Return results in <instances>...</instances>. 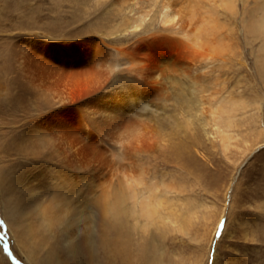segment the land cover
Wrapping results in <instances>:
<instances>
[{"label":"rangeland","instance_id":"obj_1","mask_svg":"<svg viewBox=\"0 0 264 264\" xmlns=\"http://www.w3.org/2000/svg\"><path fill=\"white\" fill-rule=\"evenodd\" d=\"M152 1L154 0H0V145L8 144L3 145L4 148L0 147V168L3 165L2 169H5L1 170L3 173L0 172V194L3 196L0 195V252L3 254H0V264H32L27 261L19 243L24 226L26 234L30 233L32 238L29 248L47 249L50 243L57 242V252L65 254L66 249H74L81 242H86L84 246L87 247V239L90 240L93 245L90 248L94 249L91 264H123L117 252V249L121 250L123 247L130 252V264H212L213 261L216 264H264V33L257 32L258 27L264 25V14L254 11V7L264 0H234L232 9L222 6L215 8L213 2L201 3L202 7L196 9V18L200 19L202 14H212L219 22L216 35L222 37L226 46L222 50L210 47V43L212 47L216 43L214 33L209 37L208 45L204 40L200 50L195 48L202 52L210 49L209 59L200 62L191 61L187 57L190 64L196 63L193 65L195 73L204 77L203 80L197 79L198 83H194L192 74L186 75L182 70L170 69V74L167 73L159 84H152L157 92L154 96H149L150 100L145 101L144 108H138L139 111L136 109V113L135 108L128 111H131L128 114L130 122L135 121L134 124L139 125L140 128H137L142 131V137L137 139V134L132 132L129 140L124 139L122 145L116 144L117 139L106 126H99L97 122L101 118L93 110L79 107L68 111L45 90H38L35 84L31 85L26 74L31 73L30 70L22 67L19 62L23 55L25 65L24 50L30 52L36 49L43 53V47H50L57 39L73 43L70 48H62L66 53L79 50L80 44L84 42V46L87 41L96 40L95 37L103 33L108 46L141 43L147 35L152 37L151 30L161 27L159 20H156L159 18H155L158 2L152 4ZM207 9H210L209 13H205ZM138 16L143 18L138 30H121L122 21L126 18L136 19ZM252 18L255 22L251 21ZM142 44L144 45V41ZM93 56H96L95 52ZM82 58H77V62L82 61ZM90 69L80 72L81 76L77 77L80 88L76 98L85 97L86 92L92 93L90 89L95 90L94 87L98 90L105 86L109 89L106 93L110 96L115 86L137 81L134 73L115 67L113 61L104 65L96 63ZM103 76L108 78L104 80ZM113 81L115 85L112 84ZM203 83L207 86V90L202 91L204 94L199 90ZM85 86L88 89L83 91ZM191 88L195 91L192 92ZM231 97L236 100L235 104L229 100ZM56 109L62 110L66 116L75 114L78 117L79 126H83L87 133L90 132L89 135H84L92 137V145L103 151L105 161L113 155L123 156L121 161L127 168L128 164L133 167L140 164L144 167L138 191L144 196L159 194L161 207L156 223L143 228L145 220L137 213L133 217L135 213L131 214L130 211L127 224L120 234L109 227L110 218L100 213L96 201L102 191L120 189V171L123 167L118 168L120 171L115 170V167L99 160L96 165L93 163L90 171L74 169L73 174H88L86 181L89 180L91 186L87 188L88 181H84L81 193L79 191L77 200L71 207L70 214L74 218L70 215L69 220H66L68 225L54 226L52 234H49L48 245L38 247L37 236H32L29 228L32 210L48 198V188L52 182L50 177L54 174L55 167L61 168L63 164L52 156L47 143L40 144L28 139L33 127L31 125L37 121H49L58 112ZM44 113L49 114L46 117ZM213 114L215 119L211 118ZM37 148L42 150L38 151ZM31 152L35 155L30 154ZM112 170L115 174L110 172ZM9 177L10 185H16L14 189L10 185L7 187ZM2 186L4 190L1 189ZM146 186L153 189L148 191ZM46 192L48 195H44ZM16 197H19L20 202H26L22 204ZM71 231H76V237L70 236ZM104 241L108 243L103 245ZM143 249L151 252L150 259L144 257ZM43 256V251L39 252L40 263ZM34 262L33 264H37Z\"/></svg>","mask_w":264,"mask_h":264},{"label":"bare ground","instance_id":"obj_2","mask_svg":"<svg viewBox=\"0 0 264 264\" xmlns=\"http://www.w3.org/2000/svg\"><path fill=\"white\" fill-rule=\"evenodd\" d=\"M185 1H183V2H182V0H180V1L179 0L178 1L177 0H160V1L154 0V1H152L153 2L152 4H156L158 2V7H155V8H158L157 16L155 17V15H154V17L159 18L156 20H159L158 22L160 23L161 27H157L156 29L151 30L153 33V34H151L152 37L148 36V35H147V37L144 36L145 38H143L141 43L137 42V44L134 43L133 45L132 44L131 45L119 44L117 46H110V45L108 46V43L105 41V38H103L106 35H104V33H103L98 37L96 36L95 37L96 40L87 41L88 43L84 46L82 45L84 42L82 44H80L81 48L79 50H77V51L73 50L72 53L71 52L66 53V52H64V49H62V48L64 46H65V48H70V47H72L73 43L70 42V40L57 39L53 43L50 44V47L46 48L47 47L46 45L43 47V49L45 48V50H42V51H44L45 53L44 52L43 53L37 52L36 49L31 50L30 52H28L27 50H24L25 55H24L23 59L25 60V65H24V62L22 60L23 55L21 56L19 62H20L22 67L30 70L31 73H26V74L29 78V81L31 82V85L35 84L34 86L39 88L38 90H41V89H42V91L45 90V92H47L56 103H59V105H63V107L65 106L64 109L66 108L68 111H70V110H76V109H72V108H78L79 109V107H81L80 109H82L84 107L85 109H89V111L93 110V112L96 115L99 114V116H100L99 119L100 118L101 119L97 123L99 124V126L100 125H103L104 127L106 126L108 128L109 132H112V135L115 138V140L117 139L115 141L116 144L122 145L124 143V139H128L130 137L129 135L132 134V132H135V135L137 134L136 138L140 139L142 137L140 132H142V131H140L138 129V128H140V127H138L139 125L137 126V124H134L135 121H134V123L130 122V119H129L130 117L128 114L131 111L130 112H128V111L131 108H135V110L134 109L133 110L136 113V109L144 108V106L146 105L145 101L150 100L149 96L152 94L154 96V94H156V92H157L156 89L152 88L151 85L152 84H155V85L159 84L158 82L167 75V73H168V71H170V69H179V71L182 70L186 75L192 74V76H191L192 79L193 80L195 79L194 83L195 84L198 83L197 79H198V81L203 80L204 77L201 78L200 75L195 73V69L193 68L194 67L193 65H195L196 63L193 64V62H192V64H190V62L192 60L193 61L199 60L200 62L205 61L211 57V54H210V49H208L207 52H202V51L195 50V48L196 49L199 48V50H200V48L202 47V45H201L202 41H204V40H205L204 43L208 45L209 44V37L211 36V34H214V33L215 34L213 35V38L215 39V42H216L215 45L216 46L213 45V47H212V45L210 43V47L215 49V50H217V49L222 50L226 46L223 43V41L221 40L222 37H219L218 35H216L217 28H219V24H218L219 22L217 21V19H215L213 16H211L212 14H209V15L206 14L204 16L202 14V17L200 19H198V18H196V11H197L196 9L202 7V5H201L202 2H213V4L215 5V8L222 6L223 8L232 9V8H234V0H188L187 2H185ZM151 6H153V5H151ZM199 10H201V9H199ZM209 10L210 9H207L205 11V13L207 11L209 13ZM254 11H256V13H260L263 15L264 14V1L262 3L257 4L256 7H254ZM138 17L136 19H131V20H128L126 18L125 21H122L123 25L121 26V30H123L124 32L136 30L139 27V25L140 26L142 25L141 22L143 20V18H142L143 16L139 17V18ZM263 17H264V15H263ZM254 20H253V18L251 19V21L255 22ZM259 22H262V21H259ZM259 31L264 33V25L258 27L257 32H259ZM52 36H54V35H52ZM85 38H87V37H85ZM214 39H212V43H214ZM39 40H40V38H39ZM137 40H139V38ZM143 41H144V45L142 44ZM210 42H211V40H210ZM135 45H137V46H135ZM35 46H36V44H35ZM37 49H39V48H37ZM94 52L96 55L95 57L93 56ZM181 52H182V54H181ZM79 57H83L82 61L77 62V58H79ZM187 57L191 61L188 60ZM110 61H113V65L115 67L124 68V70H126L127 73H134L137 76L136 77L137 81H134L133 84L126 83L127 85H122L120 87H117L118 85L115 86L111 92L109 91L111 93L110 96H108V94L106 93V91L109 89H107L106 86L102 87V85H101L100 87H102V89L99 88L100 90L99 89L96 90V87H94L95 90L90 89L92 91V93L86 92L87 95L85 97H83L82 95H78V96H82L83 98L82 97L76 98V93H79L77 91L80 88L79 87V80L77 77H80L81 76L80 74L82 72H85L87 69L89 70L90 67L96 63H98V64L102 63L104 65L107 62L110 63ZM196 67L198 70V66H196ZM92 69H90V70H92ZM206 69H208V68H206ZM175 71L176 70H174V72ZM89 72L91 73V71H89ZM94 72H95V70H94ZM204 72H206V71H204ZM77 73L79 74V76H77L78 75ZM201 73H202V71H201ZM168 74H170V73H168ZM96 75L97 74H95V76ZM214 75H216V74H214ZM206 76H208V75H206ZM172 77H173V75H172ZM263 77H264V73H263ZM104 78L105 77L103 76V79ZM106 78H108V77H106ZM106 78L104 80H106ZM192 79H191L190 83H192V81H193ZM205 79H207V77ZM83 80H84V78H83ZM118 80H116V81H118ZM125 80H127V79H125ZM188 80H190V79H188ZM213 80H214V78H213ZM122 83L125 84L124 82H122ZM97 84H99V81ZM112 84L115 85L116 83L114 82ZM203 84H202V86L200 85V87H199V90L201 92L207 90L206 89L207 86L205 84L204 85ZM214 84H216V83H214ZM104 85H105V83H104ZM186 86H187V84H186ZM83 89H84V87H83ZM86 89H88V88L86 87L83 91H86ZM193 89H195V87ZM191 90H192V88H191ZM80 91H82V90H80ZM91 91H89V92H91ZM193 91H195V90H192V92ZM195 94H197V91ZM202 94H204V93L202 92ZM189 95H192V94H189ZM192 96H195V95H192ZM48 99L49 98H47V100ZM185 99H187V98L185 97ZM232 99H234V98H232V97H231V99L229 98V100H232ZM221 101H222V99H221ZM216 102H218V101H216ZM235 103H236V100H232V104H235ZM218 106H219V104H218ZM51 109H53V108H51ZM206 110H207V108H206ZM61 111L56 112L52 117H50L49 121H47V120H45V122H38L37 121L36 123H34V125H31L33 127L31 130V133H30V138L28 139V140H31V142L35 141V142H38L40 144L47 143L48 146L50 147L52 156L58 160V161L56 160L57 162H61V164H63V165H61V168L55 167V169H54L55 172L50 177V180H52V182L48 188V194L49 195L47 194V192L45 194L42 193L44 195L47 194L48 198L46 199V197H47L46 196L45 197L46 200L41 202V203L38 202L39 204L36 205L35 208L33 207L34 209L32 210V215H31L32 218H31L30 223H29L30 224L29 228H31L32 236H37L36 240L39 243L38 247H46L48 245V240L50 238L49 234L53 231L52 229L54 228V226L60 227L61 224L68 225L66 220L71 215L70 214L71 207H73V204L77 200L76 199L78 196L77 194H79V191L82 190V184H84V181L86 183L88 181L87 188H89L91 186V185H89L90 184L89 180L86 181V179H87L86 176L88 175V174H86L87 172L85 173L86 175L73 174L75 172L74 169L78 168V169H82L83 171H88V170L90 171V169L93 166V163H94V165H96L97 161H99V160H102V162L104 164L106 163V164H109V165L115 167V170H117L120 167H123L121 171L118 169L121 172L120 173L121 174V181H120L121 187H120V189H118L117 191H113L112 189L104 190L101 192V194H99V197L96 201L100 213L103 214V216L110 218V220L108 219L110 221L108 223L109 227L111 229H113L115 232H119V234H120L121 231L123 230V227L127 224V216L130 215L129 214L130 211H131V214L135 213L133 217H135V215L137 213L141 216V218H143L145 220L143 228L147 227L151 224L156 223V221L159 219V216H160L159 210L161 207V200L158 199L159 194L154 193V195L144 196V194L140 193L141 191H138V187L140 186L142 179H143V174H144L143 168L144 167L142 168V166L140 164H137L136 167H133L132 165L128 164V168H127L124 165V163L121 161L123 159V156L119 157V156L113 155V157H112L110 155L112 158L109 156L111 159H108L107 161H105V159H104L105 154L103 153V151L100 148H96L97 146L96 147L93 146L94 144L92 145V143H94L93 142L94 140L92 139V137L89 136L90 138H88V136L84 135V133H87V132L85 129H84L85 131L83 130V128H82L83 126H79V122H77L78 117H76L75 114H70L69 116H66ZM85 111H87V110H85ZM138 111H139V109H138ZM218 111H220V110L218 109ZM73 112H75V111H73ZM73 112H70V113H73ZM64 113L66 114V112H64ZM47 114H49V113H47ZM47 114H45L46 117H47ZM131 114L133 115V113H131ZM135 115L136 114H134V117H135ZM214 117H215V115L211 118L215 119ZM136 120L139 121L138 119H136ZM231 121H233V120H231ZM234 121H235V119H234ZM90 122H92V121H90ZM80 124H81V122H80ZM226 125L228 126V124H226ZM103 126H100V127L102 128ZM87 129H89V128H87ZM93 129H95V128H93ZM145 129H147V128H145ZM230 129H231V127H230ZM88 131H90V129ZM100 131H102V130H100ZM237 131H239V130H237ZM89 133H87V134L89 135ZM107 134H109V133H107ZM97 139H99V138L97 137ZM132 139H133V137H132ZM260 140L261 139L259 138L258 141L260 142ZM224 141H226V140H224ZM6 144L2 143V145H0V147L1 146L3 147V145L5 146ZM47 144H46V146H47ZM26 146H28V145H26ZM28 149H29V147H28ZM47 149L49 150V148H47ZM131 149H132V147H131ZM32 150H30V151H32ZM39 150L40 149H38V151ZM27 152L29 153V151H27ZM32 152H34V150ZM32 152L30 154H32ZM49 156H50V154H49ZM53 159H51V160H53ZM130 162H133V161H130ZM57 166H58V164H57ZM2 168H3V165H2ZM2 168H0L1 173H3L1 170H5ZM41 168H43V167H41ZM147 168H148V166H147ZM47 171H49V169ZM110 172L113 174L114 170H112ZM98 173H99V171H98ZM46 174H47V172H46ZM92 174H94V173H92ZM108 174L109 173H107V175ZM48 176H46V177H48ZM98 176H99V174H98ZM112 177H113V175H112ZM154 177H153V179L155 180ZM11 178H13V177H11ZM21 179H19V180H21ZM8 180H11L10 177H9V179H7V181ZM12 180L14 181V179H12ZM30 181H31V179H30ZM41 181H43V180H41ZM47 181H49V180H47ZM31 182H33V181H31ZM159 182H162V181H159ZM35 183H34V185H35ZM10 184L11 183L9 182L8 185L7 184H5V185H7V187H8ZM15 184H17V183H15ZM156 184H157V181H156ZM37 185H39V184H37ZM14 186H16V185H14ZM43 186H45V185L43 184ZM107 186H109V185H107ZM45 187H43V188H45ZM4 188L6 189L5 186H4ZM99 188L97 191H99ZM114 188H116V187H114ZM135 188H137V190H135ZM150 188L149 187L147 188V186H146V189L148 191L150 190ZM1 189H3V186ZM7 189H9V188H7ZM151 189H153V188H151ZM46 190H47V188H46ZM13 191H15V190H13ZM37 192H35V194ZM40 192H41V190H40ZM21 193H23V192L21 191ZM80 193H81V191H80ZM87 193H89V192H87ZM91 196H93V194ZM16 198H18V201H19V197H16ZM25 198H27V197L25 196ZM11 200H13L12 197H11ZM21 200H24V199H21ZM5 203H7V202H4V204ZM11 203L12 202H10V204ZM20 203H22V201ZM24 203H22V204H24ZM258 207L260 209V205ZM7 209H9V208H7ZM75 209H76V206H75ZM84 211H86V210H84ZM26 212H27V210H26ZM178 214H179V212H178ZM75 215H78V214H75ZM11 217H13V216H11ZM71 218H74V217L72 216ZM76 219H78V218H76ZM106 220H107V218H106ZM75 222L77 223V221H75ZM8 223H10V222H8ZM17 225L19 226L20 224H17ZM25 227L26 226H24L23 229L21 230L22 237H21V239H19V243H21L22 251L24 252L25 257L29 263L33 264V263H35L34 261H36L37 264H85V263L91 264L94 249L90 248L93 246L90 240L87 239V242L89 244V245H87V247L84 246V243H86V242H81L80 244H78V246L74 247V249H66L65 254L64 253L60 254L57 252V249H56L57 242L50 243L49 246L47 247V249H41V248L40 249H34V248H29V243L32 242V238L30 236V233L26 234ZM15 231L17 233V230H15ZM18 232H19V230H18ZM71 233L72 234H70V236L73 237L74 234L76 233V231H75V233H74V231H71ZM24 234H26V235L24 236ZM60 234H64V233H60ZM122 236L124 237L123 234H122ZM253 236H254V234H253ZM40 237H41V239H40ZM74 237H76V236H74ZM107 243H108L107 241H104L103 245H106ZM42 244H44V245H42ZM36 247H37V245L35 246V248ZM61 249H62V247H61ZM143 250H144V257H146L147 259H150L151 252L147 251V249H143ZM41 251H43L44 256H43V259H41V263H40L39 252H41ZM117 252H119V255L121 257L123 264H130V262H128V259L130 257V252L128 249H125L123 247L121 250L117 249ZM0 254H2V253L0 252ZM212 264H216V262L213 261Z\"/></svg>","mask_w":264,"mask_h":264}]
</instances>
